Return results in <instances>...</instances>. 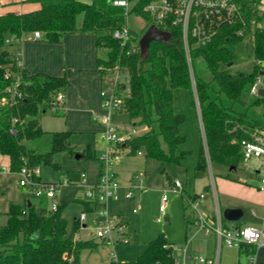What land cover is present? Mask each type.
Instances as JSON below:
<instances>
[{
  "label": "trees",
  "instance_id": "1",
  "mask_svg": "<svg viewBox=\"0 0 264 264\" xmlns=\"http://www.w3.org/2000/svg\"><path fill=\"white\" fill-rule=\"evenodd\" d=\"M29 1L37 2L39 7L28 12L0 15V154L9 158L11 173H20L24 167L41 169L44 165L58 169L52 155L59 152H66L70 157L80 153L81 158H96L89 146L83 152L75 149L72 145L74 133L69 130L50 132L52 144L49 152L42 153L27 145L47 133L39 115L63 106L64 102L56 106L55 97L69 85L66 76L30 74L18 68L7 40L22 42L30 39L26 38L27 35L33 37L36 31L41 34L36 40L56 44L62 43L67 34L94 33L97 64L102 73L107 74L116 68L126 71L128 81L115 85L122 101L115 112L125 113L133 130L142 125L149 129L139 137L125 134L126 139L119 148H130V155H144L162 165L182 164L187 152H178V148L186 142V136L181 134L185 118L174 107V90L184 89L190 93L193 105L194 96L197 99L206 144V149L199 152L196 170L207 171L208 161L232 170L245 162L240 141L246 137L247 131L263 126L264 122L250 118L247 108L235 110L236 106L246 107L250 87L260 74L256 66L251 73L230 71L234 54L229 45L244 39L235 35L236 27H222L206 45H195L190 39L192 74L182 30L178 26L161 25L171 33V39L153 42L148 56H141L139 37L129 29L127 17L134 13L146 20L147 28L151 26V13L145 7L152 0H130L133 6L129 13L114 5L112 0ZM123 28L130 31V39L125 44L114 36L115 31ZM254 54L264 58V32L256 36ZM198 58L204 61L210 80L197 74L194 60ZM17 80H20L18 89L23 96L11 103L7 88ZM253 99L255 106H264L263 99ZM32 178L41 184H51L43 182L40 175ZM193 198L197 199L198 195ZM69 202L59 201L55 211L50 209L47 197L41 198L38 208L31 204H12L6 213V224L0 225V264H81L83 252H94L105 244L104 241L75 240L67 236L64 211ZM83 204L84 212L97 209L94 202ZM75 224L79 229V218ZM109 264H174L172 244L160 236L151 241L136 260H112Z\"/></svg>",
  "mask_w": 264,
  "mask_h": 264
},
{
  "label": "rangeland",
  "instance_id": "2",
  "mask_svg": "<svg viewBox=\"0 0 264 264\" xmlns=\"http://www.w3.org/2000/svg\"><path fill=\"white\" fill-rule=\"evenodd\" d=\"M84 1L90 2V0ZM127 25L133 33L138 35L139 39L148 26L146 20L134 13L128 15ZM253 45L254 40L250 35L240 42L229 45L230 51L234 54V64L229 67L231 72H252L255 67ZM194 68L201 78L210 80L211 75L201 58L194 60ZM109 73H112V80H119L117 81L119 83H124L127 76L126 71L119 68L111 70ZM192 100L187 90H174V107L185 118L181 126V134L186 136V142L178 148V152H187L182 164L180 166L162 165L157 161L146 159L144 155H130V148L124 149L126 153L120 154L119 161L111 162L108 165L111 171H113V167L120 172L116 175L119 189L107 200L106 204L98 202V209L104 207L103 214L99 211L84 212L83 204L84 202L97 201L94 193L92 197L87 195L89 189L93 190L96 178H98L96 176L97 162L85 157L76 158V155H81L80 153L70 157L66 152H59L52 155L53 163L59 165L58 169L48 165L41 167L42 181L57 184L58 200L70 201L64 211L68 224L67 236L75 240L95 238L99 242H105L93 253L83 252L81 264H108L112 260L134 261L151 241L160 236H164L179 249L187 248L192 253L215 256L217 243L214 242L213 235L206 236L202 232H197L193 224L188 223H193L197 217V212L193 210L189 201V198L195 194L208 196L207 199L198 200L199 213L204 216L216 214L215 190L220 198L219 204L223 208L227 201L244 198L243 200L247 203L242 207L244 212L241 219L242 225H261L260 220L252 216L251 209H256L259 212L264 204V193L258 191L264 177V167L260 172H257L260 164L255 160H250L240 164L236 170H231L226 166L208 161L207 171L196 170L199 152L206 149V144L199 105L195 96L194 105ZM225 104H228L227 100H225ZM244 108L248 109L247 114L250 118L264 122V106H255L253 97L247 98L246 107L236 106L235 110ZM110 116L112 124L121 134L139 137L142 133L149 131L148 127L144 125L133 130L125 113L117 114L113 111ZM64 117L58 109L47 110L40 114L41 125L47 133L39 139L28 142V147L42 153L49 152L52 144L50 132L68 130ZM92 140L93 142L90 143L81 135L75 136L72 138V145L78 152H83L87 144L96 145L98 149L104 148L107 144L99 133L94 134ZM3 160L1 159V161ZM3 164L0 162V168L7 169ZM101 171L102 167L100 173ZM83 172L86 174L84 183L68 181L70 178L80 180ZM134 174H138L143 179V187L135 189L134 198L129 199L126 198V194L129 192ZM21 179V173H11L10 170L0 173V225L6 224V213L12 204L19 206L31 204L36 208L40 205L41 198L36 196L33 187L29 184L21 185ZM176 179L182 183L183 193L172 187L171 183ZM164 189L168 202L165 213H162L160 205ZM82 212L86 214L87 218L81 222L79 229H76L75 220ZM166 217L169 218L168 221L165 220ZM84 225L86 227H83ZM120 225L123 236L119 233ZM229 226L234 225L229 223ZM108 227L111 228V232H107L105 238L96 237L99 229ZM122 237H129L130 241L125 242ZM107 239L110 240L106 241ZM247 261L246 253L243 250L240 253L237 248L222 246L221 264H247ZM257 264H264V248L259 250Z\"/></svg>",
  "mask_w": 264,
  "mask_h": 264
},
{
  "label": "built area",
  "instance_id": "3",
  "mask_svg": "<svg viewBox=\"0 0 264 264\" xmlns=\"http://www.w3.org/2000/svg\"><path fill=\"white\" fill-rule=\"evenodd\" d=\"M112 3L125 8L126 13H129L133 3L130 0H112ZM145 10L151 13L153 24L158 28L164 25L178 26L182 30L183 44L187 60L190 65L191 73L193 74L192 61L190 57V39L195 45H206L212 41L222 27H236L235 35L252 36L254 40L253 53L255 51L256 36L258 33L264 32V0H152ZM165 30V29H162ZM167 31V30H165ZM114 36L125 44L130 39V31L128 28L117 30ZM40 32L36 31L33 34V39H39ZM21 42L20 40H17ZM10 43V40H7ZM20 55V53H18ZM255 55V54H254ZM15 62L18 68H22L21 60L18 56L15 57ZM254 65L258 68L260 74L256 77L255 82L250 87V96L253 98L263 99L260 95V90H264V58L255 57ZM9 76V73L6 74ZM128 81L127 78L125 79ZM17 80L15 84L7 88V93L10 95L11 103L22 98L23 94L19 91ZM101 92L103 107L108 110L106 115L102 116V121L106 125V129L102 138L108 145L107 151L102 155L103 168L99 174V180L93 186V190L89 189L87 195L89 197L96 195V205L98 202L106 204L107 200L112 197L119 189V183L116 180V174L108 168L109 163L117 162L120 159L121 148L119 145L124 143L126 136L119 133L118 129L111 122V112L116 111L122 105L121 98L115 88L116 82ZM56 106L63 104V97H55ZM56 110V107L53 108ZM15 122V121H14ZM14 131V130H13ZM244 161L255 160L260 164L258 172L264 167V125L247 131L246 137L240 141ZM141 155V153H139ZM6 171V168L1 169L0 173ZM20 173L22 179L20 184L25 186L31 185L37 197H47L50 200V209L55 211L58 207L59 200L56 194V183L41 184L32 176H39L40 169H29L24 167ZM86 174L81 173V178L78 181L85 182ZM71 182L70 179H68ZM140 182V184H138ZM143 179L134 174V179L129 186V192L126 198H134V190L142 188ZM172 187L183 193V185L179 180L171 183ZM258 189L264 192V177ZM205 194L198 195L197 199L189 198L193 210L197 212V217L193 221V227L197 232H202L205 235L214 234L217 243V254L214 257H206L198 253L189 252L187 248L179 249L172 245V254L174 256V264H221L222 246L226 245L229 248H237L240 253L242 250L246 253L248 263L257 264L259 250L264 248V217L260 226H244L238 228H226L223 225L220 212L215 217L204 216L199 213L198 200L202 201ZM168 202L166 190H163L162 203L160 211L165 213L166 203ZM104 206V205H103ZM103 214L104 207L95 210ZM136 212V210H134ZM86 214L82 212L79 216V221L86 220ZM113 228V227H112ZM111 228L99 229L96 237L105 238L107 232ZM119 233L123 236L121 225ZM125 242H129V237H122ZM110 239H107L108 241Z\"/></svg>",
  "mask_w": 264,
  "mask_h": 264
},
{
  "label": "crops",
  "instance_id": "4",
  "mask_svg": "<svg viewBox=\"0 0 264 264\" xmlns=\"http://www.w3.org/2000/svg\"><path fill=\"white\" fill-rule=\"evenodd\" d=\"M38 7L39 4L37 2L29 0H0V15L8 12H28ZM26 38L30 39L22 42L12 41L8 45V49L13 54L14 59L18 56L21 60L24 70L30 74L40 73L56 77L66 76L69 79L68 87L57 93V96L63 97L64 102L63 106L57 107V109L65 116L64 122L67 129L74 133L72 138L81 135L90 143L93 142L92 138L96 133H99L102 138L106 129L102 116L106 115L108 110L103 107L101 92L112 86L116 80H112V73L103 74L102 68L97 64L96 35L94 33L67 34L63 42L58 44L33 39L32 35H27ZM87 146H89L96 156V158L90 159L97 162L96 176L98 178H96L94 184L96 185L103 165V160L100 157L107 151L108 145L106 144L102 149H98L96 145L93 146L92 144H87ZM125 151L121 149V153H126ZM1 159L4 160L1 161ZM0 162H3V165L7 167L6 171H9V158L0 154ZM112 169V172L116 175L120 173L118 169L113 167ZM228 179L233 180L231 178ZM70 180L72 183L78 182V180L71 178ZM258 191L260 190L258 189ZM190 198L193 199V196ZM207 198L208 196L206 195L204 199ZM243 199L227 201L225 208H223L219 204L220 198L215 190L216 214L210 216L215 217L219 211L224 227H244L241 223L244 212L242 217L237 221H228L223 215L225 209L242 210V207L247 203ZM251 214L253 217L258 218L261 224L264 217V204L259 212L256 209H251ZM188 223L192 224V222ZM229 223H232L234 226H229ZM83 227L86 226L84 225ZM212 235L216 243L215 235ZM87 239H94L99 242L95 238ZM206 257H214V255Z\"/></svg>",
  "mask_w": 264,
  "mask_h": 264
},
{
  "label": "water",
  "instance_id": "5",
  "mask_svg": "<svg viewBox=\"0 0 264 264\" xmlns=\"http://www.w3.org/2000/svg\"><path fill=\"white\" fill-rule=\"evenodd\" d=\"M172 35L170 32L162 30L155 25H151L143 33L139 39L140 53L142 57H147L150 46L155 41H169ZM260 95L264 97V90H260ZM76 158H81V155H76ZM224 218L228 221H237L242 215L243 211L241 209H225L223 211ZM166 221L169 220L168 217L165 218Z\"/></svg>",
  "mask_w": 264,
  "mask_h": 264
}]
</instances>
